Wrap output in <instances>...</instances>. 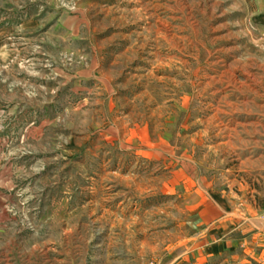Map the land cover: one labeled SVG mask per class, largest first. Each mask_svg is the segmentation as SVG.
Masks as SVG:
<instances>
[{"label":"rangeland","instance_id":"1","mask_svg":"<svg viewBox=\"0 0 264 264\" xmlns=\"http://www.w3.org/2000/svg\"><path fill=\"white\" fill-rule=\"evenodd\" d=\"M0 264H264V0H0Z\"/></svg>","mask_w":264,"mask_h":264},{"label":"crops","instance_id":"2","mask_svg":"<svg viewBox=\"0 0 264 264\" xmlns=\"http://www.w3.org/2000/svg\"><path fill=\"white\" fill-rule=\"evenodd\" d=\"M215 205H216V203H215ZM215 205H212V207L215 208Z\"/></svg>","mask_w":264,"mask_h":264}]
</instances>
